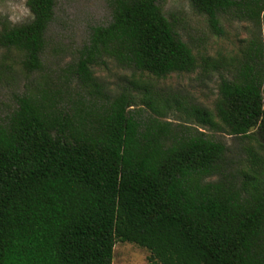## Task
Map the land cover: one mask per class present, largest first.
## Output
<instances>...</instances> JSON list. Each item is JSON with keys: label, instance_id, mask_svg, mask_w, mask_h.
Here are the masks:
<instances>
[{"label": "trees", "instance_id": "obj_1", "mask_svg": "<svg viewBox=\"0 0 264 264\" xmlns=\"http://www.w3.org/2000/svg\"><path fill=\"white\" fill-rule=\"evenodd\" d=\"M161 1L106 0L110 22L90 29L68 66L76 99L23 94L0 121V264H112L117 243L145 249L148 264H264L261 42L220 78L212 111H185L194 128L162 121L170 107L152 101L145 83L105 102L87 93L98 90L92 68L107 61L154 79L195 71ZM190 4L217 34L220 14L260 27L264 13V0ZM26 6L29 22L0 19V50L33 74L55 2ZM137 102L152 114L142 118ZM206 126L256 144L243 170L227 171V148L199 131Z\"/></svg>", "mask_w": 264, "mask_h": 264}, {"label": "rangeland", "instance_id": "obj_2", "mask_svg": "<svg viewBox=\"0 0 264 264\" xmlns=\"http://www.w3.org/2000/svg\"><path fill=\"white\" fill-rule=\"evenodd\" d=\"M26 1L0 0V19L13 25L29 22L31 15ZM54 2V20L48 28L41 71L33 74L22 72L16 53L0 50V121L11 114L16 108V97L23 94L36 95L44 90L56 99L64 95L76 99L77 84L68 66L76 61L79 51L87 44L90 29L107 25L111 12L106 0ZM159 8L178 38L191 49L197 62L195 71L154 79L107 61L92 68L98 90L90 89L87 93L97 101L105 102L123 90L136 92L135 82L145 83L152 101L160 107H170L161 110L162 121L173 127L186 125L194 128L195 125L188 122L185 111L194 107L212 111L220 78L230 77L236 71L251 41L261 42L264 51V13L260 27L240 21L230 13L220 14L221 32L217 34L209 27L206 17L192 9L190 0H162ZM137 104V109H144L139 113L142 118L152 114L141 102ZM199 131L225 145L227 171L243 170L247 150L256 149L254 142L232 138L215 127L206 126ZM148 258L149 253L143 248L130 243H117L113 249L112 264H148Z\"/></svg>", "mask_w": 264, "mask_h": 264}]
</instances>
